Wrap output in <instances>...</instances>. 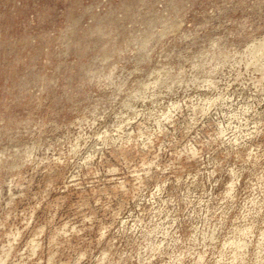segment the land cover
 Listing matches in <instances>:
<instances>
[{
	"label": "clouds",
	"instance_id": "1",
	"mask_svg": "<svg viewBox=\"0 0 264 264\" xmlns=\"http://www.w3.org/2000/svg\"><path fill=\"white\" fill-rule=\"evenodd\" d=\"M194 35L191 22L177 13L154 29L138 49L142 60L130 70L112 64L99 75L88 71L69 97L67 109L42 116L37 103L24 120L12 121L13 139L26 137L28 142L0 152V161L6 164L0 187L8 189L7 207L17 198L13 189L23 188L22 181L41 169L49 173L66 169L65 187L80 188L86 181L93 195L99 191L93 185L103 175L112 192L124 197L116 209L110 202L103 204L112 223H100L96 230L99 252L93 255L96 250L90 246L78 247L59 264H264V142H254L264 136V122L249 127L243 121L241 129L231 120L208 121L222 97L190 94L194 89H215L225 69L233 82L250 83L264 93V24L253 21L228 37H203L177 52ZM58 82L48 81L53 87ZM179 118L184 121L180 139L173 135L165 143L161 140L165 126L175 127ZM232 118L240 119L236 113ZM134 123L135 133L130 130ZM219 149H224L223 159H212V152ZM168 185L177 196L168 193ZM157 188L161 197L155 195ZM130 200L150 205L142 208L132 226L120 218ZM95 203L102 202L97 198ZM165 205H172L171 211ZM87 207L84 200L77 210ZM233 210L235 219L225 228L224 219ZM165 212L171 218L168 222L156 215ZM217 213L222 214L219 223ZM80 214L81 225L87 222L89 228H58L50 246L60 248V237L91 230L95 212ZM149 214L145 223L141 217ZM4 227L0 264H29L37 256L36 247L29 243L18 248L14 236L18 230L7 226V218L0 224ZM56 255L49 256L48 264H55Z\"/></svg>",
	"mask_w": 264,
	"mask_h": 264
},
{
	"label": "rangeland",
	"instance_id": "2",
	"mask_svg": "<svg viewBox=\"0 0 264 264\" xmlns=\"http://www.w3.org/2000/svg\"><path fill=\"white\" fill-rule=\"evenodd\" d=\"M177 13L190 21L192 31L197 33L192 40L179 45L177 52H181L203 37H228L229 33L237 32L241 26L253 21L258 26L264 24V0H0V152L14 143L28 142L26 137L13 139L12 121L24 120L37 103H40L39 114L42 116L67 109L71 106L69 97L79 89L88 71L99 75L112 64L130 70L142 60L143 53L138 49L149 41L154 29ZM134 50H137L135 54ZM139 66L143 67V64ZM56 78L59 82L53 87L48 81ZM218 80L215 89H194L190 93L222 97L215 102L208 121L228 124L231 120L241 129L245 127L243 121H247L249 127L264 122V103H261L264 93L250 83L233 82L234 77L228 76L227 69ZM42 88H46L43 93ZM225 96L231 99H223ZM245 108L253 110L245 112ZM232 113L240 119H233ZM183 122V118H179L175 127L166 125L167 132L161 140L167 143L173 135L180 139ZM136 129L137 124H132L130 130L135 133ZM254 142H264V136ZM222 152L224 149L212 152L211 158L223 159ZM162 158L166 159L167 153H163ZM108 159L116 163L110 156ZM4 167L6 164L0 161V176L4 175ZM68 177L66 169L51 173L41 169L30 173L22 181L23 188L13 189L17 198L12 207L6 206L9 199L7 187H0V224L7 218V226H15L18 248L29 243L36 247L37 256L29 264H37V261L48 264L53 252L57 253L55 264H59L78 247L90 246L96 250L93 255L98 253L96 230L100 223H112L103 204L110 202L116 209L124 199L122 193L112 192V184L103 175L101 182L93 185L99 189L95 195L86 181L81 182L80 188L65 187ZM166 188L169 194L177 196L172 185ZM105 189L108 195L104 194ZM21 192L22 196L19 195ZM155 195L161 197L159 188ZM97 198L102 202L100 205L95 203ZM84 200H87L88 207L78 211V205ZM143 207L150 205L142 206L139 201L130 200L120 213L121 221L132 226ZM165 207L169 211L172 209V205ZM183 207L181 203L180 208ZM80 212L89 215L95 212L96 220L92 222L91 230L67 239L60 237L58 243L63 244L60 248L50 246L58 228H89L87 222L81 225L83 217ZM234 213L235 210L225 217V228L231 226ZM129 215L132 220L127 219ZM156 215L165 222L171 219L167 212ZM221 215L216 214L217 223ZM141 218L147 223L151 214ZM115 227H119V221ZM115 227L110 235L114 234ZM5 231L7 227L0 228V238Z\"/></svg>",
	"mask_w": 264,
	"mask_h": 264
}]
</instances>
